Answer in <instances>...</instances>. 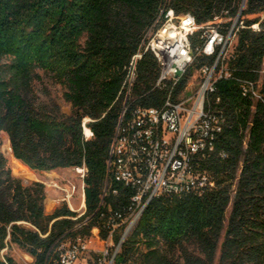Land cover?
<instances>
[{
    "label": "trees",
    "instance_id": "trees-1",
    "mask_svg": "<svg viewBox=\"0 0 264 264\" xmlns=\"http://www.w3.org/2000/svg\"><path fill=\"white\" fill-rule=\"evenodd\" d=\"M170 8L195 16L194 47L203 44L204 27L227 33L237 22L232 78L216 83L209 103L224 123L198 159L214 186L202 195L154 198L125 237L116 264H264V0H0V264H18L7 252L13 245L32 264H45L61 241L91 234L109 208L128 212L134 192L110 175V149L130 62ZM214 62L215 56L196 55L184 82ZM38 70L63 87L70 115L55 101L40 100ZM159 70L146 52L131 107L162 105L164 92L153 89ZM247 81L258 86L259 97L245 94ZM85 120L94 134L89 139ZM2 133L14 157L35 172L85 165L86 213L79 217L64 203L48 214L46 186L13 174Z\"/></svg>",
    "mask_w": 264,
    "mask_h": 264
},
{
    "label": "built area",
    "instance_id": "built-area-1",
    "mask_svg": "<svg viewBox=\"0 0 264 264\" xmlns=\"http://www.w3.org/2000/svg\"><path fill=\"white\" fill-rule=\"evenodd\" d=\"M236 23L227 33L213 25L204 27L203 44L194 47L191 37L200 29L195 16L177 14L172 8L162 10L136 53L137 61H131L128 67L125 80L130 95L116 128L108 160L112 178L113 174L131 173V182L123 185L133 190V204L124 216L109 208L108 213H103L104 222L94 226L91 234L61 241L56 258L46 260L45 264H116L122 246L121 237L117 239L116 235L122 229L126 232L138 210L162 195H202L214 186L208 172L199 167L198 159L205 156L207 143L216 138L224 123L211 111L209 103L216 83L232 78L228 60L236 42ZM253 28L259 30V24ZM146 52L152 53L159 63V75L153 89L163 91L164 99L159 107L133 108L129 99L137 79L138 62ZM200 54L215 56V62L201 67L197 70L200 71L198 76L193 73L185 83L196 55ZM242 86L258 87L250 81ZM192 89L195 92L190 96L188 91ZM83 126L86 138L93 137V132L87 131L86 120ZM189 165L198 166V175H190ZM75 170L82 179L81 207L86 205L83 188L87 169L83 165ZM62 191L63 201L72 207L77 187L71 185ZM108 214L111 215L106 217ZM103 232L107 235L103 236Z\"/></svg>",
    "mask_w": 264,
    "mask_h": 264
},
{
    "label": "rangeland",
    "instance_id": "rangeland-1",
    "mask_svg": "<svg viewBox=\"0 0 264 264\" xmlns=\"http://www.w3.org/2000/svg\"><path fill=\"white\" fill-rule=\"evenodd\" d=\"M233 46L230 49L231 52L233 50ZM37 72L40 75V78L36 79L35 81V89L40 97V100L44 103L55 101L60 106L62 113L70 115L72 113V105L65 100L63 87L55 83L43 70H38ZM199 72L200 71L195 70L193 72L194 76H198ZM194 92L195 89L189 90L188 95L192 96ZM1 139V151L8 159L13 174L21 178L25 183L29 184L32 182H42L46 186L47 198L45 201V208L48 214L53 213L57 208L61 207L65 203L63 201L64 192L62 191V189L67 188L71 185H75L77 187V194L72 200V207L67 202L66 204L71 210L77 212L79 217L83 214L85 209H80L82 179L80 178V175L77 173L75 168L59 169L50 172H35L23 162H17L18 159H14L15 157L13 153L12 156L7 154V150L4 148V146L6 144L10 145V141L6 133L1 134ZM85 221L86 220H84L82 223H84ZM82 223H78L77 226ZM7 252L13 256L18 264H32L35 261L32 256L20 250L15 245H13Z\"/></svg>",
    "mask_w": 264,
    "mask_h": 264
},
{
    "label": "bare ground",
    "instance_id": "bare-ground-1",
    "mask_svg": "<svg viewBox=\"0 0 264 264\" xmlns=\"http://www.w3.org/2000/svg\"><path fill=\"white\" fill-rule=\"evenodd\" d=\"M147 34H149V30H148ZM132 61H137V54L134 55ZM244 90H245V94L251 92V94H253L254 97H256V98L259 97L257 90H255L254 88H244ZM128 95H130V88L127 87V81H126V84L124 87V101H125V103H127ZM220 121H223V119L221 117H220ZM87 129H88L87 131H89V128H87ZM221 130H222V126L220 127V131ZM4 148L7 150L8 155H10V156L13 155L12 154L13 153L12 148L9 144H6L4 146ZM210 149H213L212 143H211ZM14 159L17 160L16 158H14ZM18 161L19 160H17V162ZM189 173H190V175H198V172L193 168V165H189ZM113 179L116 182H119L122 184L129 183V182H131V173L113 174ZM83 203H86L85 202V186L83 188ZM132 204H133V197L131 199L130 206H132ZM148 205H149V203H148ZM148 205H146V207L142 208L141 210H138V212L136 213V216H134L133 220L131 221V224H129L128 228H126V232H123V234L121 236V244H123L125 237L128 235V233L131 232L134 229V227L137 225V223L139 222V220L143 216ZM80 209H85L83 214H82V215H84L86 213V205L84 206V204H83L80 207ZM87 222H88V219H86V221L84 223L77 226V228H80L81 226H83V224H86ZM120 250H121V247H119V252H120Z\"/></svg>",
    "mask_w": 264,
    "mask_h": 264
}]
</instances>
